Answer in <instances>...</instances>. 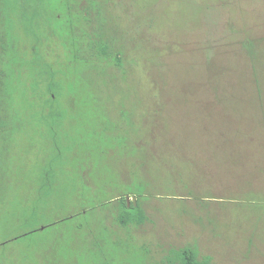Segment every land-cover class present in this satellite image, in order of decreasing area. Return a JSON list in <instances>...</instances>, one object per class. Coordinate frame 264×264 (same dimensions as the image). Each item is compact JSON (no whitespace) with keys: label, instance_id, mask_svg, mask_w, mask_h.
<instances>
[{"label":"rangeland","instance_id":"rangeland-1","mask_svg":"<svg viewBox=\"0 0 264 264\" xmlns=\"http://www.w3.org/2000/svg\"><path fill=\"white\" fill-rule=\"evenodd\" d=\"M0 52V264H264V0H0Z\"/></svg>","mask_w":264,"mask_h":264},{"label":"trees","instance_id":"trees-1","mask_svg":"<svg viewBox=\"0 0 264 264\" xmlns=\"http://www.w3.org/2000/svg\"><path fill=\"white\" fill-rule=\"evenodd\" d=\"M1 47H4L1 45ZM1 52H0V58H1ZM2 122L0 120V127L2 126ZM133 206V205H132ZM120 221L122 224H125L127 222L131 221H139V216L137 214H130L128 211L124 212L121 217ZM177 259L179 261V264H204L199 261H197L190 251L188 250H182L179 253H177Z\"/></svg>","mask_w":264,"mask_h":264}]
</instances>
